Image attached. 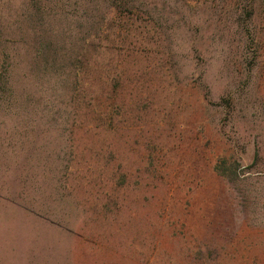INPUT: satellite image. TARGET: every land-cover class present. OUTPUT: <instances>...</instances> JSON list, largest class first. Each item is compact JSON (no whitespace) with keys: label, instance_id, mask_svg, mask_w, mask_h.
Masks as SVG:
<instances>
[{"label":"rangeland","instance_id":"rangeland-1","mask_svg":"<svg viewBox=\"0 0 264 264\" xmlns=\"http://www.w3.org/2000/svg\"><path fill=\"white\" fill-rule=\"evenodd\" d=\"M25 1L0 86L73 93L18 202L0 160V264H264V0Z\"/></svg>","mask_w":264,"mask_h":264},{"label":"trees","instance_id":"trees-1","mask_svg":"<svg viewBox=\"0 0 264 264\" xmlns=\"http://www.w3.org/2000/svg\"><path fill=\"white\" fill-rule=\"evenodd\" d=\"M9 4L6 0L4 8L3 0H0V11H7ZM24 4L26 6L27 1L13 0V8L18 10H13L9 15L13 17L15 11V18L8 17L7 14L6 17L0 16V33L4 34L11 28L16 31L20 29L21 21H26ZM11 40L18 43L17 51L26 45L23 35L19 38L10 37L8 41ZM15 56L18 59L16 54ZM27 64L29 63L24 64L20 58L17 62L14 61L11 74L3 81L4 87L0 86V160H5L7 170L13 171L11 178L4 180L7 183L9 180V193L13 197L0 199H9L13 203L19 201L15 197V187L21 186L22 191L26 192L27 183H30L33 176L30 172L39 167L44 169L49 160L48 149H58L60 142L65 140L66 129L64 128L63 137L62 128L58 127L57 118L52 114L59 110L61 96L73 93L64 89L69 82L62 75H55L47 65L43 67L37 63ZM20 66L23 67L21 76L15 72ZM3 79H0V83ZM53 154L54 151L51 152ZM17 195L20 197V192ZM13 213L19 214L16 210Z\"/></svg>","mask_w":264,"mask_h":264}]
</instances>
